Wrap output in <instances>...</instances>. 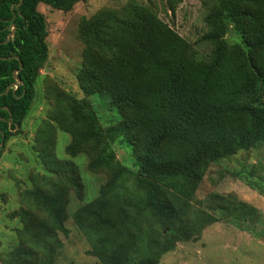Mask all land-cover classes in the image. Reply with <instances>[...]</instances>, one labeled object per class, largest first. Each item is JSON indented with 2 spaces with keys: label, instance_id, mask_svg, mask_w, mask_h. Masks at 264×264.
<instances>
[{
  "label": "trees",
  "instance_id": "1",
  "mask_svg": "<svg viewBox=\"0 0 264 264\" xmlns=\"http://www.w3.org/2000/svg\"><path fill=\"white\" fill-rule=\"evenodd\" d=\"M76 1L0 0V154L10 131L28 112L38 68L46 58L45 23L36 5L67 11ZM200 1L206 30L195 42L210 44L207 53L177 37L142 6L131 5L124 14L100 10L80 24L84 64L77 81L85 94L105 90L120 118L103 129L88 101L78 100L69 108V120L80 127L75 131L68 123L72 142L66 151L75 154L83 141L105 144L137 125L143 135L140 156L135 155L139 172L114 170L100 187L101 194L111 192L114 214H105L98 197L72 217L101 264H158L160 253L194 230L195 222L180 215L207 165L264 141V0ZM228 24L239 34L241 45L227 46L223 34ZM13 71L20 81L16 85ZM103 151H96L90 167L107 159ZM70 166L57 163V172L62 179L68 176L80 195ZM121 179L116 190L115 182ZM57 192L50 201L61 199V190ZM34 203L41 204L36 198ZM120 204L140 208L139 221L132 222L135 230L126 229ZM62 207L58 202L49 209L53 228L66 232ZM2 264L38 263L28 248L13 250Z\"/></svg>",
  "mask_w": 264,
  "mask_h": 264
},
{
  "label": "rangeland",
  "instance_id": "2",
  "mask_svg": "<svg viewBox=\"0 0 264 264\" xmlns=\"http://www.w3.org/2000/svg\"><path fill=\"white\" fill-rule=\"evenodd\" d=\"M131 5L150 9L157 21L198 52L210 50V44L195 42L206 30L200 0H78L67 11L43 3L36 5L45 23L46 58L38 68L28 112L20 126L10 131L0 154V264L13 250L28 248L34 250L38 264H101L91 254V241L72 217L80 206L98 197L105 214H114L116 202L111 192L101 194L100 187L114 170L139 172L135 155L140 156L143 135L137 125L125 136L106 139L105 144L102 140L83 141L72 155L66 151L72 142L67 125L79 130L80 125L70 122L73 116L69 108L82 98L88 101L101 128L119 121L105 90L85 94L77 81L84 64L80 24L100 10L124 14ZM223 38L228 47L241 45L232 24L227 25ZM99 149H104L108 157L90 167ZM57 163L71 164L80 195L68 176L61 178ZM121 182L124 179L115 182L116 190H120ZM59 190L61 199L50 201V196L58 197ZM35 198L40 205H35ZM58 202L63 206L60 215L66 232L53 228L49 207ZM121 206L126 229L135 230L132 222L139 221L140 208ZM180 217L195 222L194 230L160 253L158 264H264V141L210 162ZM142 247L143 241L139 245Z\"/></svg>",
  "mask_w": 264,
  "mask_h": 264
},
{
  "label": "water",
  "instance_id": "3",
  "mask_svg": "<svg viewBox=\"0 0 264 264\" xmlns=\"http://www.w3.org/2000/svg\"><path fill=\"white\" fill-rule=\"evenodd\" d=\"M20 1H21V0H20ZM13 31H14V28H12V29L10 30V32L7 34L5 41L9 40V38L12 36ZM12 77H13L14 80H16V83H13V84L16 85V84H18V83L20 82L19 79H18V78L16 77V75H15V71L12 72ZM9 87H10V85L6 86L4 92H7L8 89H9Z\"/></svg>",
  "mask_w": 264,
  "mask_h": 264
}]
</instances>
